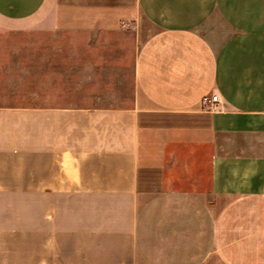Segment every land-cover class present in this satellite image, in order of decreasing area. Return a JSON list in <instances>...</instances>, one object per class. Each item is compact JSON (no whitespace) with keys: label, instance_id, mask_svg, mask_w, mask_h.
<instances>
[{"label":"crops","instance_id":"1","mask_svg":"<svg viewBox=\"0 0 264 264\" xmlns=\"http://www.w3.org/2000/svg\"><path fill=\"white\" fill-rule=\"evenodd\" d=\"M0 264H264V0H0Z\"/></svg>","mask_w":264,"mask_h":264},{"label":"built area","instance_id":"2","mask_svg":"<svg viewBox=\"0 0 264 264\" xmlns=\"http://www.w3.org/2000/svg\"><path fill=\"white\" fill-rule=\"evenodd\" d=\"M217 100L216 95H211L210 97H204V101L210 104L211 109L215 107L214 102Z\"/></svg>","mask_w":264,"mask_h":264}]
</instances>
